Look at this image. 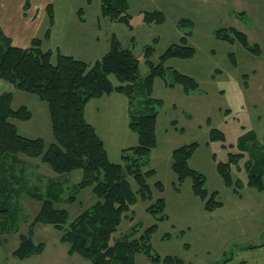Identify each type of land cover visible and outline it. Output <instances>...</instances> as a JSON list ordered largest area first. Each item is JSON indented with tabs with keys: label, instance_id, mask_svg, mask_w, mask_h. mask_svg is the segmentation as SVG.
<instances>
[{
	"label": "rangeland",
	"instance_id": "1",
	"mask_svg": "<svg viewBox=\"0 0 264 264\" xmlns=\"http://www.w3.org/2000/svg\"><path fill=\"white\" fill-rule=\"evenodd\" d=\"M24 1L0 0V13L11 14V27L18 5L23 3L24 6ZM128 1L132 29L126 23L104 16L100 0H30L29 3L38 4L35 21L39 27L35 37L43 39L45 50H51L48 47L51 44L55 55L56 46L71 52L67 51L71 50L67 49L72 42L70 39L77 43L85 37L84 47H77L73 52L83 57H102L110 48L112 36L116 35L122 45L132 47L138 57L139 81L142 82L150 73L145 46H154L150 59L160 62L161 55L171 44L180 42L187 29L179 26V20L193 21L188 44L195 48V54L167 59L166 75L155 78L152 90V96L162 103L157 105V145L143 169H155L149 182L155 198L164 197L168 216L158 220L147 210L149 201L139 194L111 241L158 223L151 244L153 251L162 257L176 255L185 264H264V188L260 190L248 184L245 165L246 160L264 155V0ZM50 3L54 15L52 24L47 12ZM29 4L24 8H29ZM146 11H162L164 22L145 21ZM220 27H235L245 32L249 42L258 43L261 50L255 54L238 41L232 43L216 37L215 31ZM81 30L85 34L79 32ZM174 69L194 77L199 88L187 93L181 84L169 85L174 79ZM111 77L118 82L114 75ZM6 91L13 92V108L25 105L32 111L30 119H13L18 131L32 138L42 137L47 149L55 141L48 103L36 93L18 89L0 78V94ZM141 93H137L133 101L136 110L144 97ZM86 114L95 121L110 159L126 165L123 149L138 143L137 133L129 127V98L119 92L92 98L87 103ZM212 129L222 131L223 138H212ZM248 131L256 134V149L244 151L245 156L238 165H232L235 183L227 185L218 164L227 162L230 152H239V137ZM194 141L198 146L189 158V165L206 176L208 197L215 192V199L222 202L212 210L207 209L206 200L194 192L193 179L187 177L179 182L172 167L173 150ZM20 156L25 161L22 189L35 190L47 197L55 184L54 190L60 193L55 206L69 211V222L97 201L92 186L76 191V185L83 178L82 168L58 173L40 157ZM128 179L137 190L134 177L128 175ZM158 180L163 183L162 191L155 186ZM25 192L17 196V232L0 235V264H92L78 253L69 254V244L61 240V232L52 224L40 222L34 226V240L45 244L44 251L24 259L12 254L19 246L20 235L30 233L32 221L42 206L41 200ZM71 195L76 198L69 199ZM134 258L136 264H164L144 251L137 252Z\"/></svg>",
	"mask_w": 264,
	"mask_h": 264
},
{
	"label": "trees",
	"instance_id": "2",
	"mask_svg": "<svg viewBox=\"0 0 264 264\" xmlns=\"http://www.w3.org/2000/svg\"><path fill=\"white\" fill-rule=\"evenodd\" d=\"M100 1L104 16L133 28L128 0ZM29 3L30 0H26L24 6L27 7ZM47 12L52 24V3L48 4ZM144 20L162 23L165 14L162 11H146ZM178 24L182 29H187L180 42L171 44L161 55L160 62L154 63L150 59L154 46H145L150 73L143 82L139 81V59L133 48L124 47L116 35L112 36L109 50L90 63L59 50L56 55L50 49L45 50L42 47L43 39L39 37L33 38L28 47L16 46L0 26V78L13 83L18 89L36 93L48 103L55 137V141L45 149L42 137L22 135L13 119H30L32 111L25 105L13 108V92L0 94V235L17 232V196L23 191L31 198L42 201L41 209L32 221L30 233L20 235L19 246L12 252L14 256L24 259L44 251L45 244L34 240V226L40 222L52 224L61 232V240L69 244V254L78 253L92 264H136L134 257L139 251L164 264H185L179 256L162 257L153 251L151 236L158 228V223H153L142 232L136 229L131 236L125 233L111 241L123 218L128 216L137 202L139 194L143 200L149 201L147 210L155 214L158 220L168 216L164 197L155 198L149 182L155 169L143 168L151 150L157 145V105L162 100L152 96L154 80L166 75L167 59L188 58L195 54V48L188 44L193 21L182 18ZM215 35L232 43L238 41L255 54L261 50L258 43L251 44L247 34L235 27H220L216 29ZM112 75L118 80L117 83L113 81ZM176 84H181L187 93L199 88V82L194 77L174 69V79L169 85ZM112 92L122 93L129 98V127L138 135L136 145L123 149L122 157L126 165L110 159L103 138L86 117V105L90 99ZM137 93L144 97L136 110L133 101ZM211 137L223 138V132L212 129ZM256 139L254 132H245L237 143L239 152H230L227 162H219L218 170L227 185L235 183L231 174L232 165H238L245 156L244 151L254 150ZM197 146L198 142L194 141L174 149L172 167L179 182L187 177L193 179L194 192L206 200L205 207L212 210L222 202L215 199V192L208 197L206 176L189 165V158ZM21 154L40 157L58 173L82 168L83 178L76 185V191L92 186L97 201L69 222V211L55 206V201L60 197V193L54 190L55 184L51 186L47 197L35 190L22 189L25 161ZM245 165L248 169V184L262 190L264 155L246 160ZM128 175L134 177L137 190L133 189ZM155 186L158 191L164 189L160 180L156 181ZM75 198L76 195L69 197L71 200Z\"/></svg>",
	"mask_w": 264,
	"mask_h": 264
},
{
	"label": "crops",
	"instance_id": "3",
	"mask_svg": "<svg viewBox=\"0 0 264 264\" xmlns=\"http://www.w3.org/2000/svg\"><path fill=\"white\" fill-rule=\"evenodd\" d=\"M31 2H32V0H31ZM37 6H38V4H33V5H30L29 8H24L25 6H23V3H20L18 5V12H17L16 18H12V19H14V21H13L14 24L12 27L10 26V21H11L10 15L11 14H8L7 12H1L0 13V24L3 27L5 33L12 38L13 44H15L16 46L28 47L29 45H31V41H32L33 37L36 36L37 30L39 27V24L36 23V21H35V20H37V18L35 17V14L37 12ZM79 32H83L85 34V31H83V30H81ZM48 40L50 41L51 39L47 38V41ZM70 40L72 42L70 45L67 46V49H71V50H67V51H71V52H66V51L62 50L61 46H56V48H57L56 50H59L61 52L63 51L62 53L73 55L76 58L83 59V60L90 62V63H93L96 58L97 59L101 58V56H97L94 58H92L90 56L83 57L81 54H76L75 52H73V50L76 49L77 47L78 48L84 47V45L86 43L85 37L83 38L82 41H77V43L75 40H72V39H70ZM48 47L51 48V50H54V48H53L54 46L52 47L51 44H49ZM108 50H109V48H108ZM98 111H99V108H98V110H95L94 115H96V113ZM86 117H87V114H86ZM87 119H88V117H87ZM88 120H89V122H91L96 127V130L99 133L95 121H92L90 119H88ZM100 136L103 138V136L101 134H100ZM104 143H105V141H104Z\"/></svg>",
	"mask_w": 264,
	"mask_h": 264
}]
</instances>
